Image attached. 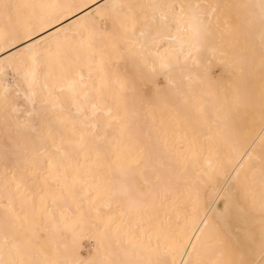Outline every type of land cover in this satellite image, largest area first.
I'll return each mask as SVG.
<instances>
[{
  "label": "bare ground",
  "instance_id": "6f19581e",
  "mask_svg": "<svg viewBox=\"0 0 264 264\" xmlns=\"http://www.w3.org/2000/svg\"><path fill=\"white\" fill-rule=\"evenodd\" d=\"M147 2L0 0V47L18 53L0 61L5 264H72L80 240L106 264H264L260 0H159L200 6L158 9L172 86L126 23ZM25 106L35 132L16 126ZM216 192L242 211L221 215Z\"/></svg>",
  "mask_w": 264,
  "mask_h": 264
},
{
  "label": "snow or ice",
  "instance_id": "6c2138e0",
  "mask_svg": "<svg viewBox=\"0 0 264 264\" xmlns=\"http://www.w3.org/2000/svg\"><path fill=\"white\" fill-rule=\"evenodd\" d=\"M141 9L147 7L151 8L152 12L150 14H143L139 19L136 18V15H129L126 19V23L131 24L132 31H139V35L142 37L141 47L147 50L150 54V59L152 63L151 68V76L153 80L157 78H163L167 81L168 86H172L174 82L170 79V73L172 70V61L170 55V49L166 48L165 45L167 43L166 40L163 39L164 34L168 33V39H173L170 33V29L173 26L172 23H169L168 17L161 15L158 11L161 7H168L175 10L179 7V14H183L185 8L195 7L199 9V5H164L159 2V0H148L147 4L139 5ZM209 8L212 6L209 5ZM260 13L258 18L259 30L261 33V38L264 40V0H260L259 4ZM214 11V9H213ZM204 19L207 21L206 24L202 25L204 32L208 35L211 34L212 30V20L211 16L208 13H204ZM123 26V24H122ZM19 45H17V48ZM197 53L199 49L196 50ZM211 54L215 55V49L209 50ZM17 50L13 49L11 45L6 47H0V61H3L4 71L10 72V62L15 59L17 55ZM7 57L5 60L4 58ZM189 57L192 58V53H189ZM196 63V61H193ZM199 75L202 81L207 83H212L213 76L218 71V69L214 68V64L211 58H209L205 63L199 64ZM14 111L17 113V123L16 126L19 129H28L32 132H35L38 127V121L36 119L37 113L34 110L25 108L20 109L16 108ZM87 110L85 109V112ZM215 199L221 205L219 211L221 215L227 216L233 212H241L242 209L240 207V203L237 199H234L231 194H222L221 192L215 193ZM86 241H77L76 245V259L72 262V264H106L105 261L98 259L99 249L97 248V253L93 254L91 252L88 255H81V247L80 245ZM0 264H5L4 261H0ZM6 264H23V262L19 260H10L7 261ZM30 264H39L38 261L30 262ZM66 264V262H64Z\"/></svg>",
  "mask_w": 264,
  "mask_h": 264
},
{
  "label": "rangeland",
  "instance_id": "374dc122",
  "mask_svg": "<svg viewBox=\"0 0 264 264\" xmlns=\"http://www.w3.org/2000/svg\"><path fill=\"white\" fill-rule=\"evenodd\" d=\"M3 149H4V146L2 145V142H1V139H0V170L6 169V168L10 169V167H11V165H8L7 163L4 162V159H3V156H2V153H1L3 151ZM60 236H61L62 240L67 239V234L66 233L65 234L63 233Z\"/></svg>",
  "mask_w": 264,
  "mask_h": 264
}]
</instances>
